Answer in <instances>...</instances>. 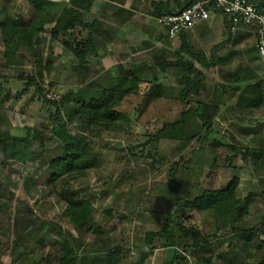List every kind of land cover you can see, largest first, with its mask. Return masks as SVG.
Wrapping results in <instances>:
<instances>
[{
  "label": "rangeland",
  "instance_id": "rangeland-1",
  "mask_svg": "<svg viewBox=\"0 0 264 264\" xmlns=\"http://www.w3.org/2000/svg\"><path fill=\"white\" fill-rule=\"evenodd\" d=\"M5 5L14 6L27 19L33 14L27 0H0L1 18ZM50 31L47 27L41 35L37 52L43 56V64L52 60L53 67L41 75L31 56L23 66L6 67L0 36V75L12 93L10 108L0 111V131L24 136L31 127L44 136L42 141L30 143L36 155L26 162L0 160V264H36L55 253L60 238L55 231L60 226L70 230L75 247L89 261L103 259L117 249L120 254L115 264H138L145 252H151L145 264H166L172 250L164 246V240L150 244L145 239L148 232L161 229L168 214L177 218L182 212L166 185L176 161V186L183 198L192 200L204 189L226 188L237 177L238 197L253 195L249 215L240 216L237 224L264 225V105L249 110L238 106L239 94L233 92L227 74L218 70L207 71L206 90L193 93L186 105L178 99L181 76L172 71L164 78H142L150 84L142 83L141 94L126 95L116 105L123 115L114 128L86 127L74 113V98L101 96L95 89L105 88L110 79L99 68H89L84 76V67H78L74 55L51 39ZM251 64L264 78L263 59H253ZM29 75L47 85V99L62 103L60 115L68 132L93 143L91 153L97 167L85 175L49 181V162L63 153L51 134L57 125L56 107L45 104L35 88L27 86ZM200 102L210 123L202 128L201 138L189 142L162 139L144 145L164 122H173L188 106L197 108ZM188 122V132L199 124L194 114L188 116ZM233 147L253 152L246 159L243 154H233ZM69 193L93 205L95 225L91 230L70 228L64 220ZM191 215L192 224L214 237L206 246L210 251L204 254L213 257L211 264L258 263L264 253V233L261 246L246 250L237 240L239 234L233 232L236 224H218L211 211H192ZM183 242L178 241L176 253H183ZM232 242L240 246H232ZM185 257L182 264H200L189 253Z\"/></svg>",
  "mask_w": 264,
  "mask_h": 264
},
{
  "label": "trees",
  "instance_id": "trees-1",
  "mask_svg": "<svg viewBox=\"0 0 264 264\" xmlns=\"http://www.w3.org/2000/svg\"><path fill=\"white\" fill-rule=\"evenodd\" d=\"M92 2L93 0H71L69 3L52 2L50 0H27L33 11L29 19L19 13L14 6L5 5V8L2 9L4 17L1 18L0 16V36L4 45V65L6 67L23 66L28 56H31L34 58L33 66L40 75L43 70L50 71L53 67V61L48 60L43 64V56L37 52L40 37L49 25L52 26L50 31L51 39L60 42L67 51L74 55L75 63L78 67L87 65V58L94 47L83 39V29L87 26L84 22L83 11L90 10ZM257 7L259 12L264 14V5H257ZM222 15L227 17L224 14ZM229 33L231 34L230 29ZM254 42L255 46H249L247 52L253 53L251 55L252 58L257 60L260 55L256 46L255 35ZM183 52L189 54L191 59H185L179 53L175 55L174 61L172 60L169 63L163 64L161 57H156L155 62L161 68H174L180 71L182 76L180 77L178 99L188 105L191 95L193 93L200 94L205 88V76L195 65L196 59L199 58L198 53H194L190 47L185 48ZM252 73L253 70L250 71V74ZM27 77L29 78L27 86L34 87L36 94L45 104L56 107L57 125L52 129L51 134L59 142L58 144L62 148L63 153L50 160L48 167L52 173L49 181H56L74 175L83 176L89 169L97 167V159L91 153L93 151V143L69 133L66 124L62 122L60 115L62 103L47 99L45 94L47 85L39 80L38 76L29 75ZM258 78L256 74L247 76L246 73L234 79L233 82L258 80ZM4 80V77L0 75V111L10 108L12 104V93L10 89L5 87ZM142 83H148V81H144L135 72H127V75L125 74L123 77L110 80L103 89L94 88L97 93L101 91V96L91 98L75 97L77 106L74 109V113L78 115L80 121L86 127L100 126V128L112 129L117 126V122L121 120L123 115L120 110L116 109V105L126 95L141 94ZM263 84V80H258L256 83L258 86ZM234 89L233 92L235 91ZM237 105L249 110L259 104L258 100L250 99L248 94L242 93L238 95ZM203 108L204 103L202 102L199 103L197 108L188 106L176 120L164 122L144 145L148 146L162 139L189 142L198 136V138H201L202 128L210 126L209 120H206L204 116ZM190 114H194L199 121V124L194 127L195 130H192V132L187 131L188 127H191V123L188 122ZM43 138L41 131L31 127L26 129L24 136L14 135L10 131H0V160L10 159L16 162H26L36 155V152L30 149V143L33 140L42 141ZM232 151L233 154H243L246 159L248 154L253 152L248 148L236 147H233ZM172 164L170 179L166 185L176 200L177 209L182 212L177 214V218L173 214H168L161 229L148 232L145 239L150 244L155 239L164 240V246L172 250V253L167 257L166 264H182L186 260L185 256L187 253L197 259L200 264H211L212 262L213 257L204 254L210 251L209 249L207 251L206 246L214 237L205 235L198 225L192 224V211L200 213L211 211L216 222L220 225L223 223V225L227 226L229 222L236 224L233 227V232L239 234L237 240L242 247L246 250L252 247H259L262 243L260 235L264 233V225L242 227L237 224L240 216L249 215V204L253 197L252 194L245 199L238 197L239 179L237 177L233 178L226 188L204 189L199 196L192 200H187L181 196L176 186L177 179L175 174L179 162L176 161ZM65 202L66 206L63 215L70 228L91 230L95 225L92 214L93 205L90 202H81L72 193L66 195ZM57 230L54 231L60 236L56 242L58 249L55 253L52 254L50 252L42 257L36 264H101L102 262L115 264L119 261L120 251L117 249L109 251L103 259L95 258L89 261L75 247L73 236L69 233L70 230L66 232L61 226ZM179 240L184 241L182 254L174 251ZM232 246L239 247L240 245L232 242ZM150 254L151 252L143 253L138 264H145ZM257 264H264V253Z\"/></svg>",
  "mask_w": 264,
  "mask_h": 264
},
{
  "label": "crops",
  "instance_id": "crops-1",
  "mask_svg": "<svg viewBox=\"0 0 264 264\" xmlns=\"http://www.w3.org/2000/svg\"><path fill=\"white\" fill-rule=\"evenodd\" d=\"M189 1L93 0L90 10L83 11L87 25L83 29V39L94 47L87 58L88 64L84 66V76L89 68H99L110 80L123 77L127 72H135L141 78L150 75L155 79L164 78L171 76L172 71L182 76L177 69L161 68L155 60L161 57L163 64L169 63L179 53L185 59H191L189 54L183 52L190 47L199 55L195 65L204 74L205 80L208 70L223 71L228 80H232L230 84L234 86L235 93L248 94L250 99L258 100V104L263 106L264 84L258 86L256 83L258 80L264 81V78L251 64L253 58L247 52L249 46H254V41H251L254 34L250 28L242 27L230 34L229 18L222 15V19H218L220 13L211 12L207 20L171 39L166 29L158 23L161 15L180 10ZM249 1L264 5V0ZM47 27L52 28L51 25ZM150 70L153 73L150 74ZM246 73L247 76L256 74L259 78L233 82Z\"/></svg>",
  "mask_w": 264,
  "mask_h": 264
},
{
  "label": "built area",
  "instance_id": "built-area-1",
  "mask_svg": "<svg viewBox=\"0 0 264 264\" xmlns=\"http://www.w3.org/2000/svg\"><path fill=\"white\" fill-rule=\"evenodd\" d=\"M50 1L69 3L71 0ZM211 12L229 18L231 33H236L242 27L250 28L256 37L258 53L264 61V14L249 0H190L182 9L163 14L157 21L171 39H176L196 24L207 20Z\"/></svg>",
  "mask_w": 264,
  "mask_h": 264
}]
</instances>
